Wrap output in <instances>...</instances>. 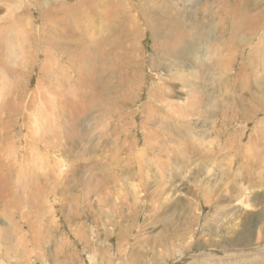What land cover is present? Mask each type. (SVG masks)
Segmentation results:
<instances>
[{
    "label": "rangeland",
    "instance_id": "obj_1",
    "mask_svg": "<svg viewBox=\"0 0 264 264\" xmlns=\"http://www.w3.org/2000/svg\"><path fill=\"white\" fill-rule=\"evenodd\" d=\"M88 1H0V264H264V0Z\"/></svg>",
    "mask_w": 264,
    "mask_h": 264
},
{
    "label": "bare ground",
    "instance_id": "obj_2",
    "mask_svg": "<svg viewBox=\"0 0 264 264\" xmlns=\"http://www.w3.org/2000/svg\"><path fill=\"white\" fill-rule=\"evenodd\" d=\"M1 1V0H0ZM88 1V0H87ZM91 1H93V0H91ZM98 1V3H99V0H97ZM105 1H110V0H105ZM230 1V0H229ZM228 0L227 1H225V6L227 7V9L228 8H231L232 7V4L229 2ZM89 2V1H88ZM119 3H120V5H118V6H120L121 8L124 6L123 4H122V0H120L119 1ZM97 4V3H96ZM224 4V3H223ZM80 5V6H79ZM79 5H76V7H75V9L76 10H78V11H82V12H84L85 13V17L86 16H90L92 13H96L97 12V10H94V9H92V6H90L91 5V2H90V4L88 3H83V1L79 4ZM90 6V7H89ZM244 6V5H243ZM100 7H102V6H100ZM105 7V6H104ZM108 8H112L111 7V4H110V6H108ZM108 8H106V11H102L101 12V16L99 17V18H101V20H106L107 19V23H109V19H110V17L113 15V12L111 11V10H108ZM116 9V8H115ZM117 10V9H116ZM13 11V10H12ZM229 11V10H228ZM100 12V11H99ZM21 15V17L23 16V17H26L27 18V20H26V24H30L31 22H32V20L30 21L29 20V18H28V14L26 13V12H24V13H22V14H20ZM45 15H48V13L47 14H44V16ZM49 15L50 16H56L55 17V19H54V21H60L61 20V16L59 15V13H58V11L57 10H49ZM63 16H64V18L66 19V17L65 16H68V13H64V14H62ZM116 15V14H115ZM126 16H128V17H126V20L125 21H123V22H121V23H119V24H123V27L125 28V35H129L130 34V29H129V25L131 26L133 23H135V19H134V17H133V15L132 14H127ZM19 17V16H18ZM18 17H15L14 15H13V21H15V23L17 24V20L19 19ZM23 19V18H22ZM21 19V20H22ZM130 22H132V24H129ZM23 22H20V24H22ZM76 24V23H75ZM134 25V24H133ZM135 26V25H134ZM133 26V27H134ZM65 27H68L69 28V31H70V33H71V35L73 34V32L71 31V29H70V24H66V26ZM132 27V26H131ZM136 27V26H135ZM138 27V26H137ZM136 29V28H135ZM134 29V30H135ZM63 34L64 35H66V32L64 31L61 35L63 36ZM105 34V33H104ZM232 40V39H231ZM125 40H121V42H122V44H124L125 42H124ZM93 45H94V43H93ZM96 45H97V43H96ZM96 45H95V48H96ZM118 45V44H117ZM100 46V45H99ZM88 47H90V46H88ZM100 48V47H99ZM94 50V49H93ZM91 51V50H90ZM98 51V50H97ZM100 51V50H99ZM65 52V51H64ZM96 53V52H95ZM83 54H84V51H83ZM82 54V55H83ZM67 55V54H66ZM95 55V54H94ZM96 56V55H95ZM98 57V56H97ZM81 59V58H80ZM99 59V58H98ZM81 61V60H80ZM97 62V61H96ZM91 64H92V62H91ZM60 68H61V66H60ZM44 74H45V72H47V71H50V70H48L46 67H44ZM12 73H17L18 72V70L16 71L15 69H13L12 71H11ZM19 72H20V70H19ZM47 73H49V72H47ZM55 73V72H54ZM53 73V74H54ZM58 73H61V72H56V75L55 76H57L58 75ZM91 73V72H90ZM43 74V73H42ZM42 76V75H41ZM41 76H40V78H41ZM54 76V75H53ZM43 77V76H42ZM94 77H95V75L94 76H92V78H90V79H87L88 80V82H87V84L86 85H88V86H90V87H93L95 84H94ZM67 78H69V77H67ZM10 79H11V77H10ZM70 79H71V77H70ZM83 79H84V77H83ZM82 81V83L84 82V80H81ZM11 82V81H10ZM38 82H40V81H38ZM42 82H43V80H42ZM46 82V81H45ZM50 82V81H49ZM51 83H52V81H51ZM50 83V84H51ZM75 83V82H74ZM73 83V84H74ZM43 84V83H42ZM42 84H41V86H42ZM49 83H47V85H50ZM59 85V84H58ZM80 85V84H79ZM79 85H77V83H76V86H78L79 87ZM5 86H7V85H5ZM51 86V85H50ZM53 86V85H52ZM74 86V85H73ZM57 88V87H56ZM55 89V88H54ZM82 89H85V88H82ZM21 90H23L24 91V87H23V89H21ZM26 90V89H25ZM71 90H73V89H71ZM70 90V88H69V91H71ZM68 91V92H69ZM83 91H85V90H83ZM6 92H8V91H6ZM96 92V91H95ZM98 92V91H97ZM61 93V92H60ZM86 93V95H87V91L85 92ZM91 93H93V92H91ZM19 94V93H18ZM23 94V93H22ZM25 94V93H24ZM76 94V93H75ZM94 94V93H93ZM77 95V94H76ZM102 95V94H101ZM101 95H99L100 97H101ZM80 97V96H79ZM92 98V97H91ZM95 98V97H94ZM97 99V98H96ZM98 100V99H97ZM96 100V101H97ZM104 100V99H103ZM107 100V99H106ZM105 100V101H106ZM95 101V100H94ZM108 101V100H107ZM106 101V102H107ZM73 102V101H72ZM83 102V101H82ZM81 102V103H82ZM86 102H88V101H86ZM86 102H85V104H86ZM57 104V103H56ZM74 104H76V102L74 103L73 102V107H74ZM84 104V103H83ZM83 104H82V106H81V108L83 107ZM98 104V103H97ZM88 105V104H87ZM87 105H86V107H87ZM91 105V104H90ZM105 105H107V104H105ZM85 106V105H84ZM103 106V105H102ZM94 107V106H93ZM107 107V106H106ZM47 108V107H46ZM85 107H83V109H84ZM103 108V107H102ZM83 109H81L83 112H85V110H83ZM88 109V108H87ZM107 109V108H106ZM102 110V109H101ZM87 111V110H86ZM63 114H64V112H63ZM80 114H82L81 115V117L83 116V115H85L84 113H80ZM63 117V116H62ZM35 121V120H34ZM72 124V123H71ZM70 124V125H71ZM75 127V126H74ZM168 129V128H167ZM71 134V133H70ZM70 136V135H69ZM73 136V135H72ZM71 137V136H70ZM76 138V137H75ZM74 138V139H75ZM61 159V158H60ZM0 195H1V191H0ZM27 245V244H26Z\"/></svg>",
    "mask_w": 264,
    "mask_h": 264
}]
</instances>
